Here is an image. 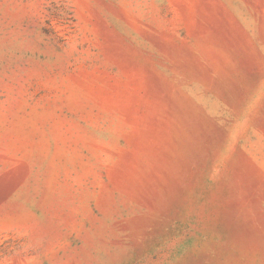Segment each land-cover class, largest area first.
Segmentation results:
<instances>
[{
    "label": "rangeland",
    "instance_id": "rangeland-1",
    "mask_svg": "<svg viewBox=\"0 0 264 264\" xmlns=\"http://www.w3.org/2000/svg\"><path fill=\"white\" fill-rule=\"evenodd\" d=\"M0 264H264V0H0Z\"/></svg>",
    "mask_w": 264,
    "mask_h": 264
}]
</instances>
